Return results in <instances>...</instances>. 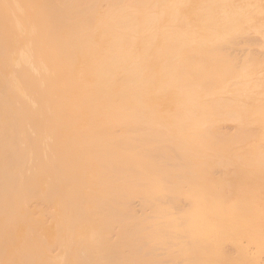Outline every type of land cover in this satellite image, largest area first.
<instances>
[{
  "label": "bare ground",
  "instance_id": "1",
  "mask_svg": "<svg viewBox=\"0 0 264 264\" xmlns=\"http://www.w3.org/2000/svg\"><path fill=\"white\" fill-rule=\"evenodd\" d=\"M211 147L234 182L202 201ZM204 211L264 249V0H0V264H153Z\"/></svg>",
  "mask_w": 264,
  "mask_h": 264
},
{
  "label": "rangeland",
  "instance_id": "2",
  "mask_svg": "<svg viewBox=\"0 0 264 264\" xmlns=\"http://www.w3.org/2000/svg\"><path fill=\"white\" fill-rule=\"evenodd\" d=\"M253 42L258 44V39L256 37H252ZM253 54L256 56H262V54L258 51H253ZM232 55L236 56H242L244 55V52L242 51H233L231 52ZM160 98L158 99V101ZM165 107V105H164ZM163 107V108H164ZM162 109L161 112L152 114V121L163 123L165 120L168 119V110ZM161 114L160 116H158ZM227 129L229 130L230 125H219V129ZM141 132H144L142 130ZM123 132L120 129L116 130V135H122ZM73 137L75 139H78V131H73ZM129 149L132 150L133 146L129 145ZM233 149L231 148H219V147H211L209 148L210 152L214 153V156L212 159H210L208 162L203 161V167H207L209 172L211 173L210 176L214 178H218L216 180L215 185L212 181L205 179L201 181V187H200V198L202 201H204L206 195L208 193L212 192H224L225 190L222 189L225 184L227 183H233L234 181H231L227 178L226 173L232 168V166H228V163L223 164V160L225 156H220L221 153L226 152H232ZM241 152H243V149H240ZM167 151L171 158H175L178 160V164H182L183 161L179 159L177 152L171 150L170 148H167ZM234 151V150H233ZM100 152V151H99ZM98 152V153H99ZM148 152L146 151V154L144 155V159H147ZM69 156L74 160V166L77 167L78 165V158H77V152L76 150L71 146L68 149ZM102 153H100L101 155ZM53 166V165H51ZM156 172H153V175H160V173L166 169L161 165L159 168H155ZM90 179H88V182L93 183L96 185L98 183V180L96 181V177L94 176V173L90 171V174H88ZM148 172H146L145 177H147ZM150 176H152L150 172ZM75 177H78L77 172L75 171ZM153 177V176H152ZM219 180L221 181L220 184H218ZM149 184H145L147 186V189L152 187L155 183V179H149ZM187 184H183L182 182H178L175 186H172V189H168L170 186L167 187L166 184L162 183L160 185V188L162 190L159 192L160 197L159 200L156 201V207H160L165 201L169 199L168 192L171 191L173 194V198L171 201L173 204L169 207V215L174 216L181 210H186L189 207V202L185 201V199L181 198L179 194L182 190L185 189ZM166 189V190H165ZM44 190L41 191L42 201L39 200L40 198L39 193L36 196H31L30 199L32 202H39L43 203L45 210H48V207L50 206L47 200L43 197ZM143 192H141L142 194ZM228 193V192H227ZM166 194L168 197H166ZM140 195H136L131 199L130 201L131 206L133 208V211L135 213V216L137 218H142V215L150 214L151 209L149 211L148 207L142 205L139 203L140 199L138 198ZM25 199V198H22ZM51 211L53 210V206L51 205ZM95 212L91 211L88 213V223L89 227V233L91 232L92 227L98 226V223L94 220ZM210 217H216L215 212H207L204 211L201 214V226L195 228L191 227L190 229H187L188 231H191V234H193L194 237L199 236L200 242H192V241H186L185 243L180 244H171L174 248H176V254L173 256H168L164 251H161V254L156 256L152 255V263L153 264H264V249L255 247L254 245L247 243L245 240V236H247L246 230H241V236L240 237H234L232 235V229L230 228H224L222 225V222H220V225L217 228V224L211 221ZM50 223L47 222V217L44 218V226L48 228ZM172 227V226H170ZM171 230V228L169 229ZM117 231L113 230L111 235L112 240H114L116 236ZM243 238V240H242ZM242 240V242H241ZM160 246V245H159ZM175 250V249H174Z\"/></svg>",
  "mask_w": 264,
  "mask_h": 264
}]
</instances>
